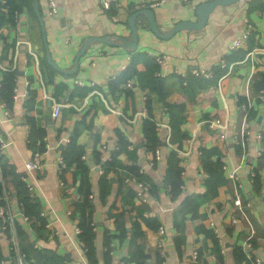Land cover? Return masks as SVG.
Returning a JSON list of instances; mask_svg holds the SVG:
<instances>
[{
  "label": "crops",
  "instance_id": "1",
  "mask_svg": "<svg viewBox=\"0 0 264 264\" xmlns=\"http://www.w3.org/2000/svg\"><path fill=\"white\" fill-rule=\"evenodd\" d=\"M14 1L20 8L10 17L9 1L0 0V64L12 68H0V89L6 73L15 74L11 104L0 96V155L13 193L12 171L25 173L34 153L31 133H43L45 143L42 166L31 178L44 225L37 217L25 221L16 197L13 204L27 264H192L195 248L202 264H251L240 251L249 223L231 221L229 173L250 202L246 213L255 234L247 251L264 264V51L239 62L248 51L264 49V0L217 5L201 29L168 37H158L143 21L136 48L91 39L77 66L86 39L128 37V17L136 10L151 8L160 32L167 33L181 20H196L195 7L209 0H164L153 7L152 0H113L109 8L102 0H55L52 15L48 0H37L43 30L34 0L30 7ZM245 20L252 25L249 38L232 50ZM18 41L29 42L37 62ZM45 45L61 71L47 59ZM160 55L161 64L154 59ZM221 59L228 67L220 74ZM195 70L210 75L196 76ZM248 99L242 121L240 103ZM54 102L62 104L56 118ZM147 119L158 139L154 148ZM208 119L224 125L210 126ZM242 128L248 130L244 145ZM70 144L85 170L74 161L60 170L58 160ZM130 166L141 168L149 184L145 199L135 194ZM85 190L92 195L95 225L90 257L76 232ZM6 234L0 227V264H17ZM42 254L50 256L47 263Z\"/></svg>",
  "mask_w": 264,
  "mask_h": 264
},
{
  "label": "built area",
  "instance_id": "2",
  "mask_svg": "<svg viewBox=\"0 0 264 264\" xmlns=\"http://www.w3.org/2000/svg\"><path fill=\"white\" fill-rule=\"evenodd\" d=\"M113 0H102V4L105 8H109L111 5V2ZM164 0H152L149 3V7H153V6H157L159 5L161 2H163ZM179 2L182 3H186L189 0H177ZM48 14L52 15L56 12V3L55 0H48ZM246 26L245 29L242 33V35L237 38L234 39L231 44H230V48L232 50L239 48L242 43L246 42V40L249 38V35L251 33V28L252 25L248 20H245ZM26 44L27 45V49L29 54H31L34 58H35V62L36 61V57H35V53L31 50V47L29 46V42L28 41H18V44ZM264 51L263 48H255L252 49L251 51H248L246 53V55L244 56V58L242 60H239V62H242L248 58L252 59V56L256 53V52H262ZM165 56L164 55H160V56H155L154 59L157 63L161 64L164 61ZM220 67H228V64L226 63L225 59H221L219 61L218 64ZM0 68L4 69V70H12V68H6L4 66H2L0 64ZM192 74L194 75H201V76H209V72L207 71H201V70H195L192 72ZM126 85L129 86L131 85L130 80H127ZM61 107L62 104L59 102H54L52 104V116L54 118H56L61 111ZM250 107V101L249 99L246 102L240 103V108L243 111V120L245 121L246 117H247V112H248V108ZM141 114H143L144 117L148 118V115L146 114V112H142ZM207 122L209 123L210 126H223V122L216 120V119H208ZM242 141L241 144L244 145V140H246V135L248 133V130H246L245 128H242ZM172 145V144H171ZM173 146V145H172ZM2 147V144H0V148ZM175 148V146H174ZM155 154L158 155V150H155ZM42 153L39 150L34 151L32 158L29 159L28 161L25 162V169L24 172L19 173L20 174V178L21 180L25 183L27 192L29 194L30 197H36V193H35V187H34V181L31 180L35 179V174H33L35 172V170L37 168H40L42 166ZM82 158L84 159L85 156L83 155ZM59 166H60V170L66 167V162L64 161L63 156H60L59 160H58ZM224 167V166H223ZM103 169H100V172H102ZM139 173L142 174V169H139ZM229 177L232 180V206H233V212L231 215V221L232 222H236L237 219L244 218L248 223H249V228H250V233L248 234V237L246 238L245 241V246L243 249L244 255L247 259L250 260L251 264H258L260 262L258 257H254L251 255V252L247 251V247H249L252 243L251 240L254 237L255 234V229L251 224V221L248 219L247 213H246V208L250 207V202L249 201H243L240 195V192L238 190V187L240 186V184L238 183V181L235 179V176L233 173H229ZM132 181L134 182V185L136 186V191L135 194L137 197L141 198V199H145L144 193L146 191H148L149 189V184L142 178V177H138V176H132ZM62 183V181H61ZM0 184H1V192H0V227L1 229H3L5 231L7 240L9 242V248L15 252L16 255V259H17V264H26L25 261V257L26 254L21 251L20 249V238L18 236V231H17V224H16V211L14 209V200H15V196L12 192L11 189H9L8 185H7V181L6 179L3 177L2 175V168H1V162H0ZM89 197L91 198L92 195L90 194ZM18 205L20 207V210L22 211V205L20 204V202H18ZM23 215V219L25 221H29V217ZM40 215L43 217L45 215V211L44 209L40 210ZM50 225V223H46L45 226L48 227ZM92 225V229L94 230V222H91ZM158 230L160 232H163L165 229L162 226L158 227ZM80 228L78 227L76 229V232L79 233ZM79 244L82 248V250L85 251V244L83 241H79ZM34 246H37L36 244H34ZM191 261L192 264H200V260H199V254H198V250L195 248L191 251ZM86 264H88L86 262Z\"/></svg>",
  "mask_w": 264,
  "mask_h": 264
},
{
  "label": "trees",
  "instance_id": "3",
  "mask_svg": "<svg viewBox=\"0 0 264 264\" xmlns=\"http://www.w3.org/2000/svg\"><path fill=\"white\" fill-rule=\"evenodd\" d=\"M9 1V16L12 17V12L13 10H15V8H20L19 4H15L14 0H8ZM18 1L21 5L25 4L28 5L30 7V3L28 0H16ZM244 54V53H243ZM242 54V56H243ZM245 56V54H244ZM244 56L242 58H244ZM226 61V60H225ZM220 67V66H219ZM220 74L226 71V67H221L220 70ZM15 74L14 72H10V73H6L5 78H4V82L2 83L1 89H0V96L2 97V99L5 100L6 104H11V94H12V89L14 87V78ZM194 77V76H193ZM128 78V77H127ZM198 78V77H195ZM148 123H149V128H148V138L150 141V146L154 148L155 143L158 142V139L156 137V133L153 127V124L151 123V119H147ZM44 135L43 133H41L38 136L33 135V133H31L30 135V146L32 147V149H34V151L39 150L41 153L44 151V147H45V143H44ZM64 153V161L66 162V164H68L71 161H74L77 168L81 169V170H85L86 169V164L84 163V161L80 158V156L75 157L72 156L71 154L73 153V145L70 144V146L63 152ZM70 157H73L72 159ZM115 159H112V161H109L108 164L109 165H114L115 164ZM0 162H1V168H2V175L3 177L6 179V181L10 180V176L8 174H5L4 171V163L1 160V155H0ZM3 165V166H2ZM104 172V170L102 171ZM128 172L133 173L132 176H138V177H142V174L139 173V168H132L131 166L128 168ZM11 179L13 180L15 187H16V193L14 196L16 197V199L18 200V202H20V204L22 205V212L24 215L28 216L29 219H31V217H37L42 225H44V220L43 217L40 215V206L38 203V200L35 197H30L25 183L21 180L20 178V174H14L12 171V177ZM180 183L179 181H176L175 183L172 184V191L175 192V187L176 185H178ZM170 189V188H169ZM0 192H1V184H0ZM88 191L85 190L84 191V195L82 197L81 203L79 205V209H80V214L78 215V227L80 228V231L78 233V238L80 241H83L85 244V253H87V255L90 257V253L91 250L93 248V237H94V230L92 229V218L90 216V207H91V199L88 197ZM17 231H18V236L20 238V249L21 251H23L25 253V248L22 247V243H23V238H24V230L21 229V227L17 226ZM242 257L246 259L244 252L242 249H240ZM26 254V253H25ZM199 254V262L200 264H202L201 258H200V253L198 251ZM135 255L137 256H142V249L138 248L135 252ZM44 261L47 263V260H50V256H43ZM90 260V259H89ZM25 261L27 264V254L25 257ZM64 263V262H63Z\"/></svg>",
  "mask_w": 264,
  "mask_h": 264
},
{
  "label": "water",
  "instance_id": "4",
  "mask_svg": "<svg viewBox=\"0 0 264 264\" xmlns=\"http://www.w3.org/2000/svg\"><path fill=\"white\" fill-rule=\"evenodd\" d=\"M236 1L238 0H209V1L203 2L197 5L194 9V15L196 17V20H191V19L181 20L178 23H176L167 33L160 32L156 19H155L154 11L151 8L145 7V8L136 10L135 12L131 13L130 16L128 17V21L131 27V34L128 37H115L116 41H110L111 38H107V37H103V38L91 37V38L86 39L77 53V56L75 58V66H77L78 57L85 51L86 46L91 39L104 40L108 42H113L117 45L129 47V48H136L137 43H138L137 27H138V24L143 23V21H146L149 24L150 29L156 35H158V37H168L174 34L176 31L181 30V29H201L206 24L210 13L214 10V8L217 5L231 4ZM33 8L39 19L42 30H43V18L38 10L37 0H34ZM45 47H46L45 49H46L47 59L49 60V62L55 69L61 71L62 69H60L51 60L47 45H45Z\"/></svg>",
  "mask_w": 264,
  "mask_h": 264
}]
</instances>
